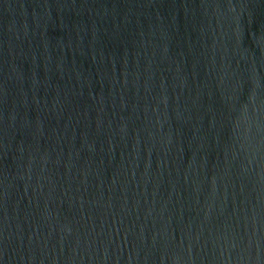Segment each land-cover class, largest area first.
Returning a JSON list of instances; mask_svg holds the SVG:
<instances>
[{
  "label": "water",
  "instance_id": "1",
  "mask_svg": "<svg viewBox=\"0 0 264 264\" xmlns=\"http://www.w3.org/2000/svg\"><path fill=\"white\" fill-rule=\"evenodd\" d=\"M0 264H264V0H65L0 92Z\"/></svg>",
  "mask_w": 264,
  "mask_h": 264
}]
</instances>
